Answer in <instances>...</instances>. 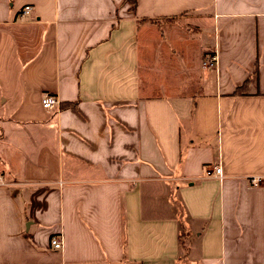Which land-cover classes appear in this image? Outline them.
Listing matches in <instances>:
<instances>
[{"label":"crops","instance_id":"0c3cea01","mask_svg":"<svg viewBox=\"0 0 264 264\" xmlns=\"http://www.w3.org/2000/svg\"><path fill=\"white\" fill-rule=\"evenodd\" d=\"M0 175V264H264V0H0Z\"/></svg>","mask_w":264,"mask_h":264},{"label":"built area","instance_id":"2783aa9c","mask_svg":"<svg viewBox=\"0 0 264 264\" xmlns=\"http://www.w3.org/2000/svg\"><path fill=\"white\" fill-rule=\"evenodd\" d=\"M32 11H33V6L32 5H26L23 8L22 13L20 14V18H23L26 15H29ZM216 63H217V58L215 56H210V57L206 58V60L204 61V66L213 68V67H216ZM42 106H43V108H45L49 111L50 110L53 111L54 109L60 108L59 107L60 101L56 95L45 94L43 99H42ZM205 176L209 177V178L215 177V178L223 179L224 175H223L222 165L219 164V165H215L212 167L211 166L207 167L205 169ZM263 182H264V178L260 177V176H255V177H252V179H251V185L254 187L259 186ZM0 184L1 185L6 184L4 177L1 175H0ZM51 243L55 249L63 247V241L59 235L53 236L51 238Z\"/></svg>","mask_w":264,"mask_h":264},{"label":"trees","instance_id":"16d2710c","mask_svg":"<svg viewBox=\"0 0 264 264\" xmlns=\"http://www.w3.org/2000/svg\"><path fill=\"white\" fill-rule=\"evenodd\" d=\"M128 1L131 3L132 9H134L137 5V0H128ZM246 84L247 82L243 85V88H245ZM241 89L242 88H240L237 92H241Z\"/></svg>","mask_w":264,"mask_h":264}]
</instances>
